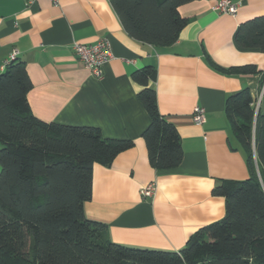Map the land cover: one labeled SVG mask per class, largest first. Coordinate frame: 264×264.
<instances>
[{"label": "crops", "instance_id": "crops-1", "mask_svg": "<svg viewBox=\"0 0 264 264\" xmlns=\"http://www.w3.org/2000/svg\"><path fill=\"white\" fill-rule=\"evenodd\" d=\"M219 0H191L179 7L187 18L178 39L162 47L136 40L127 32L111 0H0V73L12 50L26 65L33 83L28 101L46 122L91 126L108 139L132 140L111 164L93 166L87 218L107 225L115 243L134 248L179 251L202 227L226 214L225 198L212 190L221 180H245V151L232 132L226 100L248 88L264 114V52L241 48V23L264 15V0H233L236 14L215 9ZM110 41L113 57L97 78L79 59L73 42ZM149 65L156 79L160 113L176 127L181 163L157 169L143 133L151 116L139 92L145 85L132 75ZM252 65L255 72L228 69ZM206 109L200 125L196 106ZM1 147V144H0ZM156 181L153 198L140 190Z\"/></svg>", "mask_w": 264, "mask_h": 264}, {"label": "trees", "instance_id": "trees-1", "mask_svg": "<svg viewBox=\"0 0 264 264\" xmlns=\"http://www.w3.org/2000/svg\"><path fill=\"white\" fill-rule=\"evenodd\" d=\"M191 0H111L136 40L172 45L187 24L179 7ZM241 48L264 52V15L240 24ZM255 72L252 65L228 69ZM145 85L139 99L151 116L143 133L157 169L178 166L180 135L160 113L149 65L132 75ZM33 83L18 59L0 73V264H264V114L248 88L226 100V115L245 151L249 177L221 180L213 195L226 214L194 233L179 251L115 243L107 225L86 217L93 166L111 164L132 140L105 138L97 127L46 122L30 107Z\"/></svg>", "mask_w": 264, "mask_h": 264}, {"label": "built area", "instance_id": "built-area-1", "mask_svg": "<svg viewBox=\"0 0 264 264\" xmlns=\"http://www.w3.org/2000/svg\"><path fill=\"white\" fill-rule=\"evenodd\" d=\"M32 3L35 0H25ZM61 0H53L54 4H60ZM238 4L233 0H219L216 3L215 9L223 14H236L238 12ZM73 48L79 59L88 67L93 75L97 78L103 77L104 65L113 57V49L110 41L107 38H102L96 43L86 44L83 42H73ZM19 51L12 50L9 57L5 60L2 68L4 69L8 64L17 59ZM258 108V102L256 101ZM193 119L199 125L206 120V109L202 106H196L193 111ZM157 191V182L152 181L141 188L140 193L144 198H153Z\"/></svg>", "mask_w": 264, "mask_h": 264}]
</instances>
